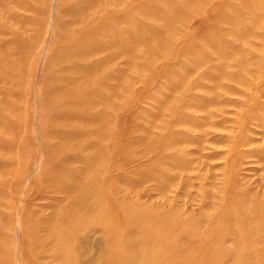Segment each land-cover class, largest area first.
Segmentation results:
<instances>
[{"label":"rangeland","instance_id":"rangeland-1","mask_svg":"<svg viewBox=\"0 0 264 264\" xmlns=\"http://www.w3.org/2000/svg\"><path fill=\"white\" fill-rule=\"evenodd\" d=\"M55 2L0 0V264L161 213L192 264H264V0H59L41 69Z\"/></svg>","mask_w":264,"mask_h":264},{"label":"bare ground","instance_id":"bare-ground-1","mask_svg":"<svg viewBox=\"0 0 264 264\" xmlns=\"http://www.w3.org/2000/svg\"><path fill=\"white\" fill-rule=\"evenodd\" d=\"M58 1L59 0H56L55 2L54 19L53 22L51 23V28H50V39L48 40L47 46L43 50L44 51L43 56L41 57V61H40L41 69L43 68L47 55L51 50V40L53 39L55 27L57 25ZM38 78L40 85L41 75ZM41 112L42 109L40 105V109L37 114L38 132L40 135L38 139V141L40 142L39 155H38L36 167L32 171L31 178L37 175L41 166L43 165V163H45L43 160V146L41 144L42 136H43L42 134L43 131L40 128ZM257 212L259 213V217L257 218V220L264 221V206L258 205ZM152 216L153 215L149 216L150 220ZM158 218L159 221L157 220L153 221L152 223H149L146 226L148 230H150L151 228L153 229V227L155 226L159 228L155 230V232L150 234L151 236L145 237L144 234L142 237H140V239L130 238L131 240L128 239V241H125L123 244H120L119 240L116 238H110L107 240V243H103L100 241L91 240L88 237L86 238L82 237L74 247L75 255L67 256L63 258L62 264H192L191 262L192 255L188 254V256L186 257H181L180 253H175V254L172 253L174 252L173 250L175 249L176 246H185V243H191L190 240L187 241L184 239L179 241L174 239L176 235L174 230L177 229L179 222L175 218H172L170 215H167L166 213L159 214ZM15 232L17 235L16 238H17L18 246L16 249V255L14 256L19 259L21 257V248L19 246V244L21 243L20 223L16 225ZM242 242H243V236H239V243L242 244Z\"/></svg>","mask_w":264,"mask_h":264}]
</instances>
